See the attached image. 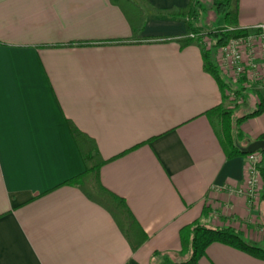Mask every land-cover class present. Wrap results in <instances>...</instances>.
I'll return each mask as SVG.
<instances>
[{
	"label": "crops",
	"instance_id": "1",
	"mask_svg": "<svg viewBox=\"0 0 264 264\" xmlns=\"http://www.w3.org/2000/svg\"><path fill=\"white\" fill-rule=\"evenodd\" d=\"M144 1L156 12L190 2ZM263 23L264 0H238L240 28ZM184 33L183 21L156 18L133 33L110 0H0V264L188 258L183 227L215 224L214 214L213 227L249 217L246 197L232 190L244 187L250 155L227 159L206 115L233 106L206 72L199 42L161 40ZM233 87L238 110L255 105L242 116L264 97L246 80ZM68 121L96 140L108 160L103 185L127 201L148 234L137 251L108 211L64 185L85 168ZM242 129L260 140L264 113ZM257 216L264 225V198ZM200 264L264 260L214 243Z\"/></svg>",
	"mask_w": 264,
	"mask_h": 264
},
{
	"label": "trees",
	"instance_id": "2",
	"mask_svg": "<svg viewBox=\"0 0 264 264\" xmlns=\"http://www.w3.org/2000/svg\"><path fill=\"white\" fill-rule=\"evenodd\" d=\"M110 1L123 12L133 33L143 31L147 20L150 18L183 21L186 26V33L165 37L161 40L175 41L183 47L199 42L204 68L218 83L223 93L224 102L227 101L228 96L226 93L234 90L232 81L226 79L219 68L217 60L214 58L212 50L202 44L201 41L205 35H208L214 40V47L218 52L217 50L225 46L230 39L247 34L244 28L238 26V0H216L217 5L224 6L223 19L225 26L213 29L207 34L194 24L199 15L197 7L200 2L198 0H190L186 7L169 12H156L144 0ZM235 109L236 107H227L223 103L206 112L227 159L251 155L247 148L252 141L245 135L242 124L244 121L264 113V98L255 111L246 115H238ZM68 126L85 168L80 175L68 180L64 185L77 188L87 199L108 211L128 241L132 251H137L148 240L149 236L135 218L127 201L103 185L101 169L108 160L103 158L93 137L80 130L72 121H68ZM260 140H264V134L260 137ZM258 152L263 155L258 168L264 184V149ZM262 198H264V189ZM205 212H208V208L205 209ZM180 240L181 253L189 254V256L187 259L175 264H200V260L206 255V250L214 243L238 249L257 259L264 260V248L247 242L242 233L233 226L212 227L202 220H196L181 229ZM154 257L157 261L161 258L160 254L157 253ZM157 261H155V264H160ZM169 261L170 258L166 257L164 263Z\"/></svg>",
	"mask_w": 264,
	"mask_h": 264
},
{
	"label": "built area",
	"instance_id": "3",
	"mask_svg": "<svg viewBox=\"0 0 264 264\" xmlns=\"http://www.w3.org/2000/svg\"><path fill=\"white\" fill-rule=\"evenodd\" d=\"M245 30L246 35L230 39L219 49L217 63L222 72L234 80H246L264 91V23ZM261 160L259 152L250 155L244 187L232 190L246 197L249 208L256 204L262 184L258 168Z\"/></svg>",
	"mask_w": 264,
	"mask_h": 264
},
{
	"label": "rangeland",
	"instance_id": "4",
	"mask_svg": "<svg viewBox=\"0 0 264 264\" xmlns=\"http://www.w3.org/2000/svg\"><path fill=\"white\" fill-rule=\"evenodd\" d=\"M200 4L197 7V12H198V19L195 21V26H197L198 28L202 29L204 31L205 34H207L208 32H210L213 29L216 28H220V27H224L225 26V22H224V6L222 5H217L216 4V0H199ZM223 1V0H220ZM234 4V3H233ZM234 6V5H233ZM208 37V43H206L207 48H210L214 54V58L217 60L218 58V52H216L215 47H214V42L211 41V38L208 35H205L204 38ZM210 38V39H209ZM207 41V40H206ZM219 51V50H217ZM222 71V70H221ZM226 79L231 80L233 85H237V82L240 80H234L233 78H231L230 76L226 75L224 73ZM234 88V87H233ZM236 88V89H235ZM233 91H228L226 94L228 96L227 102L229 104H231L233 107H235L234 102H236V99L233 98L234 92L237 91V87H235ZM264 98V97H262ZM261 98V100H262ZM261 102V101H260ZM230 106V105H229ZM248 110L251 111L253 109H255V105L253 104L252 100H248V102H246L245 105H243L241 107V109H237V114L238 115H242L241 114V110ZM263 189H264V184L262 182L261 187L259 188V195H258V199L256 200V204H254L253 208H249L248 211L249 213V217L248 218H244V219H233V224H235L233 227L237 228L243 235V237H245V235H252V236H256V238H260L261 239V243L259 244L261 247L264 248V225L257 220L258 216L257 213L259 214V209L261 206V202H262V196H263ZM219 214H214V217H212V221L218 225V218ZM209 226H215V224L208 222ZM250 243V242H249ZM251 244H254L251 242ZM187 258H185L184 256L182 257H174L173 259H170L169 262L164 263L163 261H160V264H175V263H179L183 260H185ZM166 261V259H165Z\"/></svg>",
	"mask_w": 264,
	"mask_h": 264
},
{
	"label": "water",
	"instance_id": "5",
	"mask_svg": "<svg viewBox=\"0 0 264 264\" xmlns=\"http://www.w3.org/2000/svg\"><path fill=\"white\" fill-rule=\"evenodd\" d=\"M262 149H264V140H257L248 146L247 151L252 154Z\"/></svg>",
	"mask_w": 264,
	"mask_h": 264
}]
</instances>
